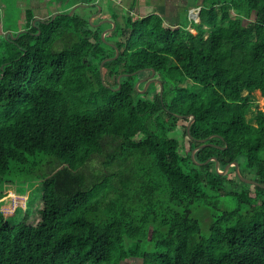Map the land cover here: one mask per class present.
Segmentation results:
<instances>
[{
  "label": "trees",
  "instance_id": "trees-1",
  "mask_svg": "<svg viewBox=\"0 0 264 264\" xmlns=\"http://www.w3.org/2000/svg\"><path fill=\"white\" fill-rule=\"evenodd\" d=\"M197 1L195 33L158 12L122 14V22L113 13L105 38L119 55L103 63L104 81L99 63L115 47L77 12L32 22L27 8L28 30L2 38L0 181L41 190L33 218L11 221L0 211V264H264V187L243 181L227 191L226 175L204 162L215 156L222 169L237 160L264 184V111L255 123L246 117L250 92L264 95V0ZM138 69L160 75L161 96L135 97L138 73L118 87V73ZM187 78L200 88L177 86ZM193 116L177 134L178 120ZM208 136L213 144L193 161L197 139ZM108 140L117 143L106 150ZM99 154V172L85 171ZM223 194L238 207L204 236L194 208L217 206Z\"/></svg>",
  "mask_w": 264,
  "mask_h": 264
},
{
  "label": "rangeland",
  "instance_id": "rangeland-1",
  "mask_svg": "<svg viewBox=\"0 0 264 264\" xmlns=\"http://www.w3.org/2000/svg\"><path fill=\"white\" fill-rule=\"evenodd\" d=\"M197 0H95L94 2H88V0H0V44L2 43V38L6 37L5 33L17 32L20 29L25 28L26 18L25 11L27 8H31L34 17L32 20H46L50 15L52 16L55 12H62L64 10H71L73 7V12H77L81 15L91 17L89 25L92 27H97L95 25L101 22L98 26H102V30L106 27H110L111 24L105 22V18H112L113 13L118 14V21L122 22V14L131 15L134 17L144 15L148 12H152L155 7L165 9L164 15L168 19L169 24H174L171 21V15H175L178 22L188 21V28L192 32H196L195 28L191 27L192 21L198 20V14L200 6ZM81 4H84L81 5ZM99 4V6H98ZM169 8V9H168ZM177 10H176V9ZM190 11H194L196 17H192ZM253 17V16H252ZM187 18V19H186ZM64 41H58L56 43V48L62 47ZM150 71L143 70L138 72V76L142 78L155 77L160 78V75L155 71V73L150 76ZM139 79V78H138ZM137 79V80H138ZM136 80V81H137ZM112 82V81H111ZM144 81L140 82L138 87L142 89L144 87ZM177 86L188 87L189 89L200 88V84L193 81L190 78L176 80ZM148 90V91H147ZM160 91L159 83L155 81H150L145 91L135 90V97L137 96H149L152 97L154 94ZM247 93L246 90L243 91ZM251 93V98L253 104L248 109L246 113L247 119L255 123V113L258 109L264 111V95H262L259 89L253 90ZM187 120L180 119L177 122L176 132L181 135L183 132V127L187 124ZM188 137H183L180 140V150L183 151L187 144ZM105 144V149L108 150L111 146L115 145L116 141H111ZM104 159V154L94 155L85 165L84 170L87 172L98 173L101 168V162ZM55 165H45L44 169L50 171ZM13 170V169H12ZM239 171L242 175L255 178L256 175L252 170L246 169L244 164L241 163L239 166ZM14 179L20 180L22 178V173L14 169ZM142 171H140L141 175ZM226 175V189L227 191L240 190L242 187L246 186L243 180H241L235 169L229 168ZM20 177V178H19ZM137 179L134 181L136 198L143 191L144 183ZM41 185L36 183L31 187H27L25 181L15 182L12 180L0 181V211L3 213L4 218L11 221L20 220L22 217L31 219L37 212ZM264 196V194H263ZM220 202L217 206L211 205L210 209H198L194 208V216H198L201 219V232L204 236H209L210 232L208 230L209 223L215 218H219L225 211H230L238 207V201L236 197L232 194H223L218 197ZM217 204V203H216ZM200 210V211H199ZM199 211V212H198ZM135 263H140L141 259H134ZM130 261H121L119 264H131Z\"/></svg>",
  "mask_w": 264,
  "mask_h": 264
},
{
  "label": "water",
  "instance_id": "water-1",
  "mask_svg": "<svg viewBox=\"0 0 264 264\" xmlns=\"http://www.w3.org/2000/svg\"><path fill=\"white\" fill-rule=\"evenodd\" d=\"M81 5L84 6V4H81ZM98 6H99V4H98ZM99 7H100V6H99ZM74 8H75V7H73L70 11H68V13H69V14H72ZM58 13H60V11H59V12H55V13L51 16V18H53V17H54L56 14H58ZM34 21H35V20H32V22H34ZM88 21H91V17L88 18ZM104 21L110 23L111 26L108 27V28L106 27L105 29H103V30L101 31V38H102L103 41L107 42L108 44L114 45V47H115V53H114V55H112V56L104 57V58L100 61V63H99V70H100V74H101V79H102V81H104L103 76H102V66H103V63H104L105 61L109 60V59L116 58V57L119 55V49H118V47H117L112 41H108V40H106V38H105V35H106L108 32L112 31V30L115 28V22H114V20H113L112 18H105ZM100 23H101V22H98V23H96L95 25L98 26ZM25 30H26L25 28L20 29L19 31H17V32L15 33V35L13 34V32L9 31V32L5 33V35H9L11 38H16V37L18 36V34H19L21 31H25ZM1 67H2V65H1ZM143 70H147V69H138V70H135V71H132V72H129V73H127V72L118 73V75H117V77H116V80H117V82H118V87L120 86V78H121L122 76H124V75H133V74H137L138 72L143 71ZM154 73H155V70H154V69H151L150 76H152ZM152 80L155 81V82H157V83H159V85H160V91H159V93H160V96H161V94H162V89H163V83H162V80H161L160 78H155V77L139 78V79L135 82L134 87H135V89H137V90L145 91V90L147 89L148 84H149L150 81H152ZM142 81H144L145 83H144V87H143L142 89H140V88L138 87V85H139V83L142 82ZM116 88H117V87H112V89H116ZM178 115H179V117H183V116H184V115H182V114H178ZM193 120H194V116H193L190 120H188V122H187V124H186V130H187V131H189V127H190V125H191V123H192ZM189 136H190V135H189ZM190 137H191V136H190ZM210 137H211V136H208V137H205V138H199V139H197V141H199L200 143H199L198 145H196L195 147H193L192 150H191V158L193 159V161H195L194 154H195V152H196L197 149H199V148L205 146L206 144H213L212 142H208V141H207ZM209 160H214V162H215V169H216L219 173H221L222 175H225V174L227 173L228 169L230 168V166H231V165H234L235 170H236V173H237L238 177H239L241 180H243V181L246 182V183L256 184V185H260V186L264 187V184H262L261 182L257 181L255 178H252V177H248V176H244V175H242V174L240 173V171H239V164H238V161H237V160H234V161H232V162L227 163V164L224 166L223 169L220 168V162H219V160H218L217 158H215V156L209 157V158L206 159L204 162L209 161ZM196 163H197V164H200V162H198V161H196Z\"/></svg>",
  "mask_w": 264,
  "mask_h": 264
},
{
  "label": "crops",
  "instance_id": "crops-1",
  "mask_svg": "<svg viewBox=\"0 0 264 264\" xmlns=\"http://www.w3.org/2000/svg\"><path fill=\"white\" fill-rule=\"evenodd\" d=\"M169 9V8H168ZM176 9V8H175ZM177 10V9H176ZM165 11V9H163V8H157V7H155L154 9H153V11L152 12H158V13H160L163 17H164V19H165V21L166 22H168V19H166L165 17V15H164V12ZM176 14H177V12H176ZM176 14L175 15H171V17H172V20L173 21H171L172 23H179L178 21H177V19H176ZM168 23H170V22H168Z\"/></svg>",
  "mask_w": 264,
  "mask_h": 264
},
{
  "label": "built area",
  "instance_id": "built-area-1",
  "mask_svg": "<svg viewBox=\"0 0 264 264\" xmlns=\"http://www.w3.org/2000/svg\"><path fill=\"white\" fill-rule=\"evenodd\" d=\"M190 14L192 15V17H196V13L194 11H190Z\"/></svg>",
  "mask_w": 264,
  "mask_h": 264
},
{
  "label": "flooded vegetation",
  "instance_id": "flooded-vegetation-1",
  "mask_svg": "<svg viewBox=\"0 0 264 264\" xmlns=\"http://www.w3.org/2000/svg\"><path fill=\"white\" fill-rule=\"evenodd\" d=\"M25 29L28 30V27H25ZM138 78H142V77H139V76H138L137 79H138Z\"/></svg>",
  "mask_w": 264,
  "mask_h": 264
},
{
  "label": "bare ground",
  "instance_id": "bare-ground-1",
  "mask_svg": "<svg viewBox=\"0 0 264 264\" xmlns=\"http://www.w3.org/2000/svg\"><path fill=\"white\" fill-rule=\"evenodd\" d=\"M223 169V168H222Z\"/></svg>",
  "mask_w": 264,
  "mask_h": 264
}]
</instances>
